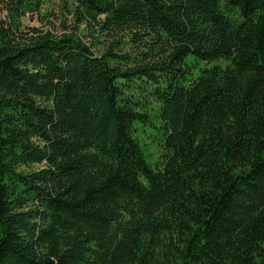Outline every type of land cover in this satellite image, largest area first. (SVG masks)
I'll return each mask as SVG.
<instances>
[{"label":"trees","instance_id":"obj_1","mask_svg":"<svg viewBox=\"0 0 264 264\" xmlns=\"http://www.w3.org/2000/svg\"><path fill=\"white\" fill-rule=\"evenodd\" d=\"M49 1L0 0V264H264V0Z\"/></svg>","mask_w":264,"mask_h":264},{"label":"rangeland","instance_id":"obj_2","mask_svg":"<svg viewBox=\"0 0 264 264\" xmlns=\"http://www.w3.org/2000/svg\"><path fill=\"white\" fill-rule=\"evenodd\" d=\"M23 22L28 27H36L45 30H51L55 34L73 30V17L68 9L63 7V1H49L40 13L34 15L33 18L26 16ZM82 28V27H81ZM100 47L103 48V44ZM147 143V149L151 152V158L155 159L160 153V147L150 138L143 139ZM37 166H32L36 168Z\"/></svg>","mask_w":264,"mask_h":264}]
</instances>
